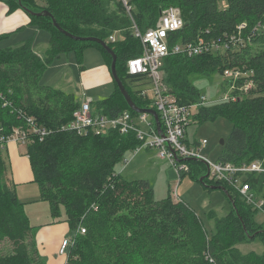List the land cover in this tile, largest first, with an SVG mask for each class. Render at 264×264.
I'll list each match as a JSON object with an SVG mask.
<instances>
[{"label":"trees","instance_id":"obj_1","mask_svg":"<svg viewBox=\"0 0 264 264\" xmlns=\"http://www.w3.org/2000/svg\"><path fill=\"white\" fill-rule=\"evenodd\" d=\"M128 1L130 14L120 0H10L11 9L23 8L30 25L47 31L50 40L43 55L34 51L32 40L14 48H0V135H10L15 127L27 128L25 117L50 130L43 141L34 136L27 144V154L41 200L49 204L52 218L64 216L70 236L79 227L86 228L87 233L77 235L67 248L66 264H264V253L244 255L238 250V245L256 238L264 245V224L256 222L258 211L251 204L224 185L236 206L226 217L216 219V232L208 236L196 211L187 203L175 201L171 194L157 201L148 181H130L116 172L124 156L139 146L135 135L117 131L102 136L78 135L64 130L80 102L73 93L40 84L59 55L75 50L81 61L87 47L101 50L111 71L113 59L104 47L67 37L54 26L53 18L74 36L104 41L117 56V72L126 90L144 109L150 102L128 84L136 79L128 72V61L143 52L140 40L132 34L134 24L146 32L156 27L163 11L179 8L185 23L177 36L182 42L199 36L225 40L235 33L239 38L238 26L244 24L241 36L245 45L231 44L224 53L193 58L169 56L162 74L169 92L182 104L192 105L202 94L191 82V74H222L233 67L253 72L252 96L198 107L192 118L205 123L225 116L232 123L219 161L239 164L263 160L264 0ZM28 10L48 11L52 17L33 15ZM112 36L116 41L110 40ZM6 37L0 36V42ZM247 43L256 45L259 51L243 59L237 50ZM115 87L108 98L94 102V108L108 116L133 112L117 84ZM5 151V147L0 149V264H46L32 247L37 229L31 225L10 179ZM184 162L189 169L181 173V178L188 174L196 178L206 168L198 160ZM203 177L207 188L222 186L209 182V176ZM249 180L258 197L264 199V175ZM210 217L215 216L212 213Z\"/></svg>","mask_w":264,"mask_h":264},{"label":"built area","instance_id":"obj_2","mask_svg":"<svg viewBox=\"0 0 264 264\" xmlns=\"http://www.w3.org/2000/svg\"><path fill=\"white\" fill-rule=\"evenodd\" d=\"M130 14L131 7L128 0H120ZM185 27L179 8L170 7L162 12L155 28L141 32L134 24L132 34L139 39L143 52L142 55L128 61V72L136 76L132 82V88L137 94L150 102L148 109H154L159 116L160 126L154 116L148 113H136L125 110L116 116H108L96 110L93 101L83 100L74 111L72 121L63 129L75 132L78 135L92 134L97 136L107 135L117 131L121 135H135L139 146L130 151L133 156L143 149L157 151L160 159L168 161L179 173L188 171L187 159L206 162L211 181L222 186H228L231 191L264 215V199L258 197L253 190L249 178L254 175H264V159H256L252 162L239 164L211 162L202 154L207 146V140L190 142L187 139V128L193 119V114L198 107L220 102H236L252 96L255 82L253 72H246L239 67L227 68L223 71L224 82L228 85L229 94L223 98L207 101L206 97L192 104H182L177 97L172 95L163 80L162 66L164 60L172 55H181L188 58L204 55L206 53H224L239 43L245 45V38L241 36L245 25L238 26L235 35H228L225 40L199 36L196 40L182 42L177 36ZM236 34V33H235ZM116 41V37H110ZM27 128L15 127L10 135H0V149H4L9 141H17L27 145L33 141L34 136L43 141L50 130L40 126L32 117H25ZM129 165L131 159L125 156L122 160ZM86 228L79 227L75 235L64 238L61 242L59 253L66 255L67 248L73 245L77 235H85Z\"/></svg>","mask_w":264,"mask_h":264},{"label":"rangeland","instance_id":"obj_3","mask_svg":"<svg viewBox=\"0 0 264 264\" xmlns=\"http://www.w3.org/2000/svg\"><path fill=\"white\" fill-rule=\"evenodd\" d=\"M38 2L41 4L40 1ZM113 6L115 7L116 5ZM31 31L33 33L31 35L32 39H30L33 43L48 44L50 34L47 31L40 30L35 26ZM262 31H264V26L262 27ZM237 51H239L243 59H248L255 55L259 51V48L256 45L247 43L245 48ZM81 61H79V55L75 50L62 55L61 60L57 64L61 68L59 67L60 69L58 70H53V68L47 73L48 77L49 75L52 77L48 84L54 88H59L66 93H73L79 102H82L85 99L97 102L112 95L116 88L113 77L109 82L102 79L100 76L101 64L104 62L107 63L102 51L97 47H87L82 51ZM190 80L202 96L206 97L207 101H214L223 98L230 92L228 85L224 82L225 79L219 72L212 73L208 76L200 73H193L190 76ZM128 84L130 87L133 85L130 81H128ZM232 130L233 125L225 116H220L215 121H208L205 123H200L192 119L187 128V139L190 142L207 140L208 144L202 150L201 154L209 161L216 162L219 160L224 148L221 141L223 140L227 142ZM4 156L8 161L7 164L9 172L11 173V163L6 152L4 153ZM125 157L127 159H131V162L129 165H126L123 161L119 163L116 166V172L118 174H121L125 179L130 181H148L154 189L155 199L157 201L163 200L171 194L175 201L179 200L187 203L196 211L206 229L208 236L211 237L216 232V219L224 218L232 211V203L224 192L221 190L207 188L199 181V179H201V177L206 175L208 172L207 164L204 162L199 161L203 167L206 168L202 169V172L198 174L196 178L190 176L189 174L184 178H181L177 170L168 161L160 159L157 151L155 150L143 149L135 156H133L132 153H127ZM208 181H211V177H208ZM23 187L25 189L28 187V189L33 191L37 190L39 192L36 185ZM31 194L32 193L28 192L26 197L31 196ZM20 197L23 198V195L20 194ZM42 205H45V207L48 208L47 203H44L41 199L40 203L31 207H34L35 212H37L36 209L39 207L43 209ZM47 213H49L48 209ZM212 213L215 217H210ZM29 217L31 218V225L36 230V227L44 226L47 222H51L50 217L52 216L51 214L43 215V213H40V215L30 214ZM255 220L258 224H264V215L262 213H258L255 216ZM37 231L34 239L35 244L32 246L36 249ZM75 234L76 233H72V235ZM238 250L244 255L251 253L263 254L264 245L260 238H256L250 243H241L238 245ZM44 261L46 263V260Z\"/></svg>","mask_w":264,"mask_h":264},{"label":"crops","instance_id":"obj_4","mask_svg":"<svg viewBox=\"0 0 264 264\" xmlns=\"http://www.w3.org/2000/svg\"><path fill=\"white\" fill-rule=\"evenodd\" d=\"M30 21L31 19L28 13L23 10V8L15 7L14 9H11L10 0H0V36H7L6 39L0 42V48H14L27 40H31V35L33 33L31 30L34 26L30 25ZM48 45L49 40L48 44L33 43V49L37 54L43 55ZM62 55L64 54L59 55L52 62V65H50L49 69L46 70L44 76H42L40 82L41 85L51 86L48 84V82L52 77H50V75L48 77L47 73L53 68V70H58L61 68L57 64L61 60ZM100 76L102 79H105L109 82L112 79L110 68L106 62L102 63L100 66ZM5 150L11 163L10 179L15 184V186H17L16 191L18 198L20 202L24 204V209L30 222V214L40 215V213H43V215H50V208L47 202L48 208L45 207V205H42L43 209L39 207L36 209L37 212H35L34 207H31L40 203V190L38 192L37 190L33 191L28 189V187L27 189L23 187L32 185H36L38 187V185L34 182V174L27 154V145L20 144L17 141L12 140L7 143ZM28 192L34 195L31 194V196L26 197ZM20 194L23 195V198L20 197ZM46 208L48 209L49 213H47ZM50 218L51 222H47L44 224V226L36 227V229L38 228L36 235L37 250L42 258L46 260V264H66L67 257L66 255H61L59 253V249L62 240L70 236V226L67 222H65L64 216L63 218L57 220L53 219L52 217Z\"/></svg>","mask_w":264,"mask_h":264},{"label":"water","instance_id":"obj_5","mask_svg":"<svg viewBox=\"0 0 264 264\" xmlns=\"http://www.w3.org/2000/svg\"><path fill=\"white\" fill-rule=\"evenodd\" d=\"M21 4V3H20ZM28 12L30 14H33V15H37V16H41V15H44V16H48V17H52V15L48 12V11H42L40 13H34L30 10H28ZM53 23H54V26L63 34H65L67 37L75 40V41H91V42H95V43H98L100 44L102 47H104V49L111 55L112 57V64H111V74H112V77L114 79V81L116 82L120 92L122 93L123 97L125 98L129 108L136 112V113H148V114H151L154 116L155 120L157 121L158 123V126H160V121H159V116H158V113L154 110V109H144V108H140L138 107L134 101L132 100L130 94L128 93V91L126 90L122 80L120 79L119 75H118V72H117V66H116V62H117V56L116 54L110 49V47L102 40L98 39V38H81V37H77V36H74L73 34H70L68 33L67 31H65L64 29H62L60 27V25L56 22V20L53 18ZM221 144L224 145L225 144V141H221ZM189 160H193V159H187V161ZM205 164H207L206 162H204ZM206 176H209V170L206 174ZM203 178L204 177H201L200 179V182H204L203 181ZM210 189H215V190H221L222 192H224L226 194V196L228 197V199L231 201L232 203V206L235 207V203L229 193V191L223 187V186H209ZM254 236H251V238H253Z\"/></svg>","mask_w":264,"mask_h":264},{"label":"bare ground","instance_id":"obj_6","mask_svg":"<svg viewBox=\"0 0 264 264\" xmlns=\"http://www.w3.org/2000/svg\"><path fill=\"white\" fill-rule=\"evenodd\" d=\"M257 33V32H256ZM236 35V34H235ZM239 37V36H238ZM184 41V40H183ZM244 70V69H243ZM238 164V163H237Z\"/></svg>","mask_w":264,"mask_h":264}]
</instances>
